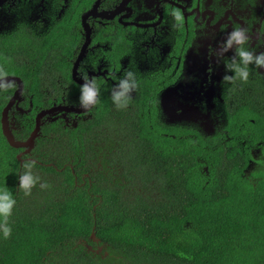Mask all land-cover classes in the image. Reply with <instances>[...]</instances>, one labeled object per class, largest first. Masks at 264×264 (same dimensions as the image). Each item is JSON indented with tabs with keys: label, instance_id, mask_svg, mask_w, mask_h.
<instances>
[{
	"label": "flooded vegetation",
	"instance_id": "obj_1",
	"mask_svg": "<svg viewBox=\"0 0 264 264\" xmlns=\"http://www.w3.org/2000/svg\"><path fill=\"white\" fill-rule=\"evenodd\" d=\"M237 31L244 43L229 47ZM241 48L254 58L246 81L237 76ZM10 50L18 69L0 77L7 85L0 87L5 184L18 186L30 162L44 164V130L52 124L77 139L94 121L99 162L129 157L123 146L151 144L149 156L166 162L186 151L180 141L197 135L212 149L229 142L228 151L239 139L250 164L244 175L264 163V66L255 62L264 57V0H0V63H14ZM129 72L136 88L118 110L111 95ZM85 76L100 90L88 110L79 100ZM38 117L35 142L24 145ZM205 122L215 125L213 135L201 128Z\"/></svg>",
	"mask_w": 264,
	"mask_h": 264
},
{
	"label": "trees",
	"instance_id": "obj_2",
	"mask_svg": "<svg viewBox=\"0 0 264 264\" xmlns=\"http://www.w3.org/2000/svg\"><path fill=\"white\" fill-rule=\"evenodd\" d=\"M10 52L14 63L5 59L0 72L18 69ZM83 132L45 128L44 164H30L46 187L25 196L0 179L16 199L0 264H264V163L244 175L239 139L228 151L229 142L212 149L190 135L166 162L149 156L154 144L123 146L129 157L99 162L94 121Z\"/></svg>",
	"mask_w": 264,
	"mask_h": 264
},
{
	"label": "clouds",
	"instance_id": "obj_3",
	"mask_svg": "<svg viewBox=\"0 0 264 264\" xmlns=\"http://www.w3.org/2000/svg\"><path fill=\"white\" fill-rule=\"evenodd\" d=\"M244 39L245 38L243 36V33L237 31L231 34V36L228 38L227 43L229 47L231 46L233 41L237 44H243ZM238 55L241 58L244 67L243 68L237 67V76L239 79L246 81L248 78L247 65L251 63L254 58L250 52L245 51L242 48L238 49ZM255 62L258 65L264 66V57H255ZM230 67H234V65H230ZM6 75H7L6 73L0 72V77ZM84 79H85V83L80 88L79 100H80V106L85 110H88L90 106H94L97 103H99L98 97L100 94V90L94 81L89 82L86 76L84 77ZM0 87L6 88L7 85H0ZM135 88H136V83L133 78V74L131 72L127 73L124 79L119 80L118 84L115 86L111 95L112 103L118 110L126 109L128 107L131 99V93L135 90ZM38 126L40 128L39 117H38L37 127L35 130L37 132H39L40 130ZM9 139L12 144L15 142V139L13 137L9 136ZM34 142H31L30 144V138H29L24 145H33ZM13 145L17 146L15 144ZM32 168H33L32 164L26 165L25 170L19 176L18 187L20 190L24 192L25 196L31 195L32 189L36 187L37 184H39L41 188L47 186L46 183H41V177L39 175L34 174ZM15 205H16V199L13 193L9 191L6 187H0V235H2L4 238H8L11 235L12 228L8 221L9 218L12 217L13 215V209Z\"/></svg>",
	"mask_w": 264,
	"mask_h": 264
},
{
	"label": "rangeland",
	"instance_id": "obj_4",
	"mask_svg": "<svg viewBox=\"0 0 264 264\" xmlns=\"http://www.w3.org/2000/svg\"><path fill=\"white\" fill-rule=\"evenodd\" d=\"M201 128L206 129L207 134L209 135H213L215 133V125H213L212 122H205Z\"/></svg>",
	"mask_w": 264,
	"mask_h": 264
},
{
	"label": "water",
	"instance_id": "obj_5",
	"mask_svg": "<svg viewBox=\"0 0 264 264\" xmlns=\"http://www.w3.org/2000/svg\"><path fill=\"white\" fill-rule=\"evenodd\" d=\"M51 111H54V110H51ZM38 128H39V126H38ZM40 129V128H39ZM37 131H35L34 133H33V135L30 137V144H31V142H34V140H35V137L37 136ZM94 236H95V234H93V238H94Z\"/></svg>",
	"mask_w": 264,
	"mask_h": 264
}]
</instances>
